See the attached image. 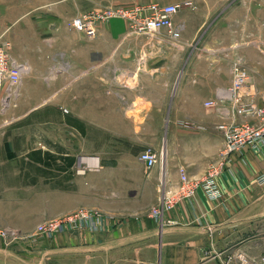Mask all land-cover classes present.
<instances>
[{"label":"crops","instance_id":"1","mask_svg":"<svg viewBox=\"0 0 264 264\" xmlns=\"http://www.w3.org/2000/svg\"><path fill=\"white\" fill-rule=\"evenodd\" d=\"M184 1L0 0V22L18 24L13 31L22 47L12 53L30 66L20 84L23 105L35 102L39 113L53 103V117L64 116L65 107L101 129L119 117L116 157L103 153L107 147L81 156L72 146L42 145L19 165L0 91V264H225L229 256L235 264L238 252L264 253V144L232 155L217 177L219 198L199 188L152 215L178 189L181 167L201 180L219 157L217 125L228 118L204 102L231 84L232 61L242 55L233 36L236 17L212 10L232 1L183 5L175 15L183 26L177 40L164 30L135 33L122 18L99 24L93 37L69 24L108 5ZM47 54L53 64L43 62ZM163 133V165L147 169L139 154L164 148ZM83 207L105 212L101 230L35 234L38 223Z\"/></svg>","mask_w":264,"mask_h":264},{"label":"built area","instance_id":"2","mask_svg":"<svg viewBox=\"0 0 264 264\" xmlns=\"http://www.w3.org/2000/svg\"><path fill=\"white\" fill-rule=\"evenodd\" d=\"M183 5L193 6L191 0L183 3H137L132 6H110L74 16L70 26L86 36L97 34L99 24L113 18H122L128 22L135 33L149 35L165 31L172 39H180L183 26L176 23L175 15ZM10 43L0 37V90H3L2 105L7 107L13 97L20 95L23 74L30 69L28 62L20 61L9 51ZM231 84L220 91L217 98L204 102L207 108L225 110V119L217 125L222 135V148L218 159L209 165L201 180H193L183 167L180 168V184L176 192L165 196L162 206L153 208L152 215L158 217L162 210H169L181 199L193 196L202 188L211 199L221 196L217 177L229 166L232 155L247 147L257 148L264 144V95L252 83L250 69L241 55L232 61ZM67 112V109H64ZM139 159L147 169L163 165V148L159 151L146 148L139 154ZM264 182V175L260 177ZM105 212L96 207H83L51 218L37 224L35 234L52 236L57 233L80 228L99 231ZM241 264H264V253L258 258H250L243 252L236 254ZM233 259L229 256L228 262Z\"/></svg>","mask_w":264,"mask_h":264},{"label":"rangeland","instance_id":"3","mask_svg":"<svg viewBox=\"0 0 264 264\" xmlns=\"http://www.w3.org/2000/svg\"><path fill=\"white\" fill-rule=\"evenodd\" d=\"M229 1L232 2L227 8H212V10H215L213 14L217 15L221 10H225V13L227 11V14L236 17L233 36L236 39L237 46H240L237 48L242 54L241 57L245 65L250 69L252 83L260 95H264V0ZM135 4H125L123 6ZM110 6L113 5L106 7ZM17 26V23L0 22V37L3 41L10 43L9 51L11 53L16 48L22 47V43L14 36L13 29ZM46 43L52 44L53 40H46ZM43 62L53 64L54 59L51 55L47 54L44 56ZM0 91L4 93L3 90ZM21 98H24V94L13 97L5 109H3L2 105L3 119L9 130L7 135L14 146V161H17V164H23L26 158H32L31 154L34 152L32 150L42 145L50 148L72 146L73 153L75 155L80 154L81 156L99 152L104 147H107L108 151H104L103 153H107L109 158L116 157L115 153H119V117L108 119V129H101L87 125V120L85 122L83 119L71 117L70 113L64 111L65 107H62V110L56 107L57 111L61 110L64 112H62L64 116H60V113H55V117H53V103L45 104V110L38 113L35 102H27L23 105ZM41 115H44V118ZM165 137L166 135L163 133L158 146H164ZM135 146L141 145L136 144ZM161 149L158 150L160 151ZM51 154L53 155L50 158H57L56 154ZM31 164L33 167L30 169L34 171L35 166L33 163ZM235 264L241 263L237 261Z\"/></svg>","mask_w":264,"mask_h":264},{"label":"water","instance_id":"4","mask_svg":"<svg viewBox=\"0 0 264 264\" xmlns=\"http://www.w3.org/2000/svg\"><path fill=\"white\" fill-rule=\"evenodd\" d=\"M165 146H167L166 139H165L164 148H163V160H164V154H165Z\"/></svg>","mask_w":264,"mask_h":264},{"label":"bare ground","instance_id":"5","mask_svg":"<svg viewBox=\"0 0 264 264\" xmlns=\"http://www.w3.org/2000/svg\"><path fill=\"white\" fill-rule=\"evenodd\" d=\"M94 161H95V160H94ZM94 161H93V162H94ZM93 165H94V164H93Z\"/></svg>","mask_w":264,"mask_h":264}]
</instances>
